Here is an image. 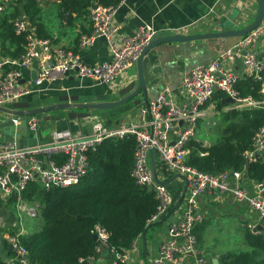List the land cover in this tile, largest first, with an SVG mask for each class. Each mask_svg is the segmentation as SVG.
<instances>
[{"label": "built area", "instance_id": "2783aa9c", "mask_svg": "<svg viewBox=\"0 0 264 264\" xmlns=\"http://www.w3.org/2000/svg\"><path fill=\"white\" fill-rule=\"evenodd\" d=\"M43 0H40V2ZM19 0H0V13L12 12V5ZM117 6L95 4L90 9L92 29L80 37L81 47L92 45L97 38L108 40L112 59L96 65H88L76 53L55 43L52 37L38 36L35 27L24 14L13 16L12 23L18 33L26 34L25 51L19 56H7L0 52V106L16 109L21 98L30 95L46 81H52L70 72L81 77H90L99 82L113 83L134 67L143 50L157 34L152 24L140 26L137 31L117 43L115 38L119 26L115 20ZM249 12L242 14V22L248 24ZM183 29H175L177 33ZM261 44L262 49L257 47ZM37 63L36 78L31 84L22 82L24 70ZM243 79L262 83L264 91V20L253 30L239 37L233 44L221 48L209 63L185 69L181 74L180 93L177 98L169 87L140 107L131 119L123 118L118 126L107 125L102 119L92 121L87 134H67L44 144L18 147L15 140L0 143V196L13 199L19 215L36 217L40 212L38 202L30 201L25 193L32 183L41 191L53 187H67L79 183L88 173L90 161L88 152L94 150L104 139L125 137L136 138L134 165L131 175L141 185L150 187L159 199L157 211L150 222L166 218L167 235L158 254L147 264H211L198 246L194 229L206 218L201 205V196L206 191L218 194V198L231 196L241 204L249 205L264 221V181L256 182L253 191L243 184V170H225L212 174L190 165L189 143L196 138L197 128L204 115L205 105L219 93L231 97L225 111L254 110L264 108V98L244 95L240 85ZM9 119L18 128L26 123L33 132L38 131L39 114L14 115L0 110V122ZM253 146L244 153L246 163L264 160V125L254 133ZM151 152L155 153L159 182L151 170ZM177 173L185 178L188 188L185 198L177 207L163 177ZM234 185V186H233ZM256 229V227L254 228ZM25 234L22 225L16 230L1 233L14 249L21 264H32L29 250L21 241ZM94 234L98 240L96 254L88 257L94 264H132L138 253L136 240L129 249L122 251L110 247L109 232L96 225ZM108 251L109 258L103 252Z\"/></svg>", "mask_w": 264, "mask_h": 264}, {"label": "crops", "instance_id": "0c3cea01", "mask_svg": "<svg viewBox=\"0 0 264 264\" xmlns=\"http://www.w3.org/2000/svg\"><path fill=\"white\" fill-rule=\"evenodd\" d=\"M245 10L249 12V21H252L257 14V1L121 0L119 5H117L115 13V20L119 26L115 41L121 43L125 37L133 35L140 26L146 24H152L157 30L154 38L177 33L175 29H183L184 27H186V30L180 33L190 34L218 31L229 27L239 28L245 25L241 20ZM46 17L47 28L51 32L55 43L78 54L88 65H96L112 59L111 49L105 37L97 38L90 46L81 47L80 45L81 35L90 32L92 29L90 14L81 17L73 16L71 21L61 16L59 18V15L56 19H52L50 15V20L48 16ZM238 38L230 36L180 43H162L151 49L144 59L148 99L156 97L166 87L172 89L175 96L180 98L182 72L196 65L209 63L216 57L221 48L233 44ZM257 47L262 49L261 44H257ZM36 69V62L30 69H25L22 82L27 85L31 84V80L34 79L33 75H36ZM137 83L136 65L113 83L99 82L90 77H81L74 71L52 81H46L34 93L17 101L14 106L16 109L27 110L52 103L114 101L132 92L136 88ZM50 89H56V91L51 94L42 95L46 90ZM37 96L38 98H36ZM213 101L215 100L213 99L205 105L203 116H208L210 108L215 107ZM145 104L146 100L140 94L121 105L123 107L118 106L109 110L83 108L87 110L84 111L82 108L76 107L62 108L43 115L39 114L41 122L36 132L29 129L26 123L18 126L17 130L22 132L21 139L24 141V144L27 141L29 146L44 144L52 141L54 138L67 134H87L90 132L92 121L95 119H102L107 125L112 127L118 126L121 119L128 118L130 115L131 119L135 120V117L132 118V116ZM224 107L221 110L215 107L217 114L225 111ZM204 118L201 117V119ZM8 140H15V138L0 129V143ZM176 175L178 174L169 173L163 179L168 181L167 185L176 202L180 200V203H182L188 185L184 177H177ZM255 183V181L244 177L243 184L250 191H253ZM201 205L208 212L209 207L213 205L217 207L227 205L232 208L234 205L243 207L246 204L238 203L231 196L218 198L217 193L206 191L201 196ZM248 207L250 214H247V217L250 220L249 226L251 227V231L253 233L264 231V228H260V226L264 227V221L259 218L256 211L249 205ZM22 218L23 215L22 217L19 215L15 201L11 198L3 199L0 196V260H4L8 264H12V261L17 259V255L14 249L11 248V245L3 239L1 233L8 229H18ZM162 220L163 223L166 222V218L159 221ZM154 226L149 228V230ZM167 227L168 221L165 223L164 230L158 234V239L156 240L148 236L149 230L145 236L140 235L136 239L139 249L137 250L136 259L132 264H147L151 257L158 254L159 247L167 235ZM255 227L256 229H254ZM23 228L25 234L34 231L28 230L26 227ZM200 243L198 241L199 248L204 252L211 264L222 263V258L228 252H211L205 246H201ZM216 259H218L217 263H215Z\"/></svg>", "mask_w": 264, "mask_h": 264}, {"label": "trees", "instance_id": "16d2710c", "mask_svg": "<svg viewBox=\"0 0 264 264\" xmlns=\"http://www.w3.org/2000/svg\"><path fill=\"white\" fill-rule=\"evenodd\" d=\"M120 2L60 0L59 15L71 21L73 16L89 15L95 4L117 6ZM12 7L11 13L0 14V52L7 56H19L25 51L26 34L18 33L11 19L21 13L29 17L38 36L52 37L40 0H19ZM240 88L244 95L264 98L261 82L243 79ZM223 97L224 94L219 93L213 98L218 110L226 105ZM219 118L221 138L208 145L201 139H192L187 162L212 174L243 170L248 179L263 182L264 160L248 165L244 153L253 146L255 131L264 125V108L223 111ZM135 149L133 134L106 138L88 152L90 168L79 183L53 187L48 191H41L37 183L29 186L25 196L39 203L41 209L38 216L42 220L39 230L21 236L32 264H94L88 257L96 254V225L105 227L109 232V246L122 251L131 248L149 226L158 223L150 222L159 204L156 192L139 184L131 175ZM205 226L203 222L198 223L194 229L199 242ZM246 239L249 249L229 251L220 264H264V231L253 233L248 230ZM103 252L108 258L111 256L108 251ZM0 264L8 263L0 260Z\"/></svg>", "mask_w": 264, "mask_h": 264}, {"label": "rangeland", "instance_id": "374dc122", "mask_svg": "<svg viewBox=\"0 0 264 264\" xmlns=\"http://www.w3.org/2000/svg\"><path fill=\"white\" fill-rule=\"evenodd\" d=\"M58 3H60V0L41 1L44 15L48 16L49 20L51 19L49 18L50 15L52 19L58 17ZM52 22L54 21L52 20ZM55 91L56 89L46 90L42 95L51 94ZM36 98H38V96ZM213 104L215 107L217 106L215 101H213ZM215 107L210 108L208 116H203V118H205L200 119L197 128L196 138L203 140L207 145L215 143L221 138V121ZM83 110L87 111L86 109ZM247 214H250L248 205H244L243 207L234 205L232 208L227 205L221 207L214 205L210 206L209 211L206 212V218L203 221L206 226L203 230V238L200 241V245L205 246L208 251H218L219 253L229 251L239 252L250 248L246 239L247 231L251 230V227L249 226L250 220L247 217ZM165 223L166 222L156 224L151 230H149L148 236H151L154 240L158 239V234H160V231L164 230ZM41 224L42 220L40 216L31 217L26 214L23 215L22 225L28 230H39L42 226Z\"/></svg>", "mask_w": 264, "mask_h": 264}, {"label": "water", "instance_id": "95a60500", "mask_svg": "<svg viewBox=\"0 0 264 264\" xmlns=\"http://www.w3.org/2000/svg\"><path fill=\"white\" fill-rule=\"evenodd\" d=\"M258 3V10L256 17L250 21L248 24L244 25L243 27L239 28H224L218 31H207V32H197V33H190V34H183V33H172L169 35L161 36L153 38L148 45H146L138 60L136 63L137 67V86L136 88L127 94L126 96L114 100V101H103V102H62V103H52L47 104L43 106H36L31 109L27 110H21V109H10L5 106H0L1 111H6L14 115H20V116H27L32 114H45L50 111H55L58 109H66V108H88V109H99V110H109L114 109L118 106H121L125 104L126 102L134 99L136 96L142 94L146 102L149 101L148 99V93H147V81L145 77V71H144V59L146 54L153 48L157 47L158 45L162 43H180V42H187V41H194V40H203V39H210V38H222V37H241L249 33L251 30H253L255 27H257L263 20H264V0H256ZM69 74V73H67ZM34 79L36 78V75H33ZM223 101L226 103H232L233 99L231 97H225L223 98ZM0 129H2L5 133L10 135L11 137L15 138V141L18 145V147H27L29 146V143L27 141L26 144H24V141L21 139V136L23 135L22 132L17 130V127L13 124L12 120L9 119L8 121L4 123H0ZM151 170L153 172L154 179L159 182L158 173H157V161L156 156L154 152H151ZM182 176L180 174L176 175ZM244 177H248V175L245 173ZM168 181L163 182V184H167ZM188 185V184H187ZM234 186V185H233ZM180 203V200L176 203L175 207H177ZM163 222L158 221L159 224ZM151 226L148 227L147 231L149 230ZM261 229H263V226H260ZM145 231L143 235H146ZM94 238H96V235H94ZM13 249V247L11 246ZM218 259H216L215 263H217ZM12 264H21L19 262V257L12 261Z\"/></svg>", "mask_w": 264, "mask_h": 264}]
</instances>
